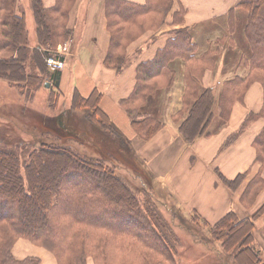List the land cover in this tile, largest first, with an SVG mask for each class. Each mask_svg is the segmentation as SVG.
Wrapping results in <instances>:
<instances>
[{
	"label": "trees",
	"instance_id": "trees-1",
	"mask_svg": "<svg viewBox=\"0 0 264 264\" xmlns=\"http://www.w3.org/2000/svg\"><path fill=\"white\" fill-rule=\"evenodd\" d=\"M76 1L57 0L54 7L46 9L42 0H31L37 36L35 48H32L26 13L15 12V0H0V53L9 54L8 57H0V80L5 79L26 96H34L44 79H48L54 87V92L49 94L50 109L57 107L55 99L58 94L55 91L59 90L61 72L51 73L46 59L55 54L58 45L72 38L73 30L69 28L68 21ZM105 6L110 32V48L105 64L120 72L128 65L127 45L139 35L130 33L131 24L151 14L152 8L156 7L152 0H147L144 5L124 0H106ZM169 8L168 4L164 12ZM240 8L250 14L249 31L258 39L255 42L258 48H255L250 59L248 77H237L227 84L235 88L233 93L228 92L234 100L242 96L241 89L245 82L248 83L247 79H256L257 71L264 73V0H241ZM175 17L178 19V14ZM117 18L122 22H117ZM166 21L164 19L155 30L166 24ZM188 31L187 28H181L171 32L166 45L154 59L137 66L135 89L122 102L132 125L137 131L143 132L142 136L147 140L160 131L165 123L155 114L145 112V105L138 110L133 103L142 101L145 104L148 97L155 94V85L160 81H165L163 90L172 85L176 72L171 64L176 59H182L188 64L197 61L196 47ZM186 83L187 92L188 89L190 92L187 100L186 94L184 106L188 108L190 105V111L187 117H183L186 111L182 109L174 121L183 139L191 144L200 137L212 134L208 128L214 118L216 104L222 109L220 117L223 118V124L229 115L223 108L227 99L224 93L216 97L210 89L200 88L192 73L187 74ZM101 99L102 95L97 89L87 98L75 95L72 109L91 111V122L100 126L102 131L121 139L120 131L101 108ZM251 115L246 117L242 128L228 141L232 142L245 131L248 121L252 119ZM261 115L264 117V108ZM78 137L82 139L80 135ZM40 145L38 150H23L20 154L27 162L24 175L21 173L19 154L0 148V264L33 262L16 260L12 255V247L19 238H27L44 246L55 255L59 264H84L89 257L93 258L95 264H115L110 263L105 253L112 243L117 242H122V249H128L132 254H135V245L138 244L153 254L163 256L165 253L168 257H171L170 253L174 254L178 238L173 237L171 226L161 213L154 210L155 205L151 201L153 197L149 191L144 192V203L141 204L136 193L104 161L83 156L70 145L59 146L51 142ZM254 147L256 163L264 167V128L255 138ZM245 176L241 174L235 180L221 179L228 188L234 190ZM80 181L90 187H77L67 196V184ZM261 182V177L257 176L248 187L252 189ZM62 204L78 209V213L67 211ZM103 207H109V211ZM97 211L107 213L108 216L120 214L118 222L116 225L110 223L105 215L94 219L93 213ZM64 217L65 220L62 219ZM262 217L264 204L251 218H240L234 211H230L213 226L203 221L205 227L209 226V235L221 245L226 257L223 264H264L254 238L255 222ZM128 239L134 241V244L124 247L123 241ZM130 258L124 257L123 261L126 260V264L137 263L136 258L133 261Z\"/></svg>",
	"mask_w": 264,
	"mask_h": 264
},
{
	"label": "rangeland",
	"instance_id": "rangeland-1",
	"mask_svg": "<svg viewBox=\"0 0 264 264\" xmlns=\"http://www.w3.org/2000/svg\"><path fill=\"white\" fill-rule=\"evenodd\" d=\"M15 1L17 4V0ZM77 2L78 0L76 3ZM152 4L156 8H152L151 14L142 19L138 18L140 20L137 23L131 24L130 33L132 35H139L134 41H131L127 45L128 47L142 36L156 32L155 29L157 26L164 19H167L171 12L172 26L184 24L187 10L181 0H152ZM168 4L170 5V10L164 12L167 9ZM240 4L241 0H238L235 6L225 14L213 16L211 17V20L196 23L191 27H186L189 30L188 33L196 47L195 52L198 57L197 61L195 63L188 64L182 59H176V61L171 64L172 69L176 72L172 85L169 88H166V90H163L164 87L162 86L165 85V81H160L155 85V94L148 97V101H146L145 104H143L142 101L133 103L134 107H137L139 110L142 105H145L144 111L155 114L156 117H159L162 121H164L165 125L166 120L168 121V116H171V122L175 124L174 118L177 117L176 115L182 111V109L186 111V113L183 114V117H187L190 111V109H188L190 105L188 108L185 107L184 99L186 98V94V100L188 99L190 90L188 89L187 92L186 77L188 73H192L200 88L210 89L216 97L219 96L220 93H224V95L227 96V99L223 104V108L227 110L226 113L229 115V117L227 116L228 120L225 124L222 123L223 118L220 117L222 109L218 106V104H216L213 110L214 118L208 128L212 134L228 126L229 121L233 118V112L249 111L247 106L249 103L246 101V98L250 95V93L254 94L255 100L257 99L258 111L246 114L245 119L250 114L253 115H251L252 119L248 121L245 130L259 120L264 123V117L261 115L264 108V73L262 71L256 72V79H247L248 83L245 82L241 89L242 96L240 99L234 100L232 96L228 95V92L231 94L235 91L234 87H229L227 85L228 82H232L237 77L240 79L248 77L250 73V59L255 48H258L255 44L258 39L254 38L252 34L253 32L250 34L249 31L250 14L247 10L240 8ZM15 12H26V6L22 4V6L18 7L16 5ZM176 14H178V19L175 17ZM117 22L122 21L117 18ZM164 25H162L157 31H159ZM181 28L182 27L179 29ZM172 32H174V30ZM169 37H171V35L166 37V41ZM155 40L156 37L152 38V42ZM69 42L70 41L68 40V43L66 41L65 43L62 42V44L58 45L53 56L58 55L60 48L67 55ZM35 43L37 42H30L32 48H35ZM65 44L66 46L63 47ZM1 56L8 57L9 54L1 52L0 57ZM64 61L65 66L59 71L61 74L66 69V57ZM185 63L187 64V69ZM242 74L243 76H241ZM208 75L210 76L211 83L209 82L210 84L208 83L207 85L206 77ZM61 87L62 86L59 85V90L55 89V92H57L56 94H58V98L55 99L57 107L55 109H50L49 94L52 91L54 92V87L48 79H44V82L41 83V87L35 92L34 96H26L25 94L20 93L16 86H12V84H9L5 79L0 80V148L3 150H11L12 152L19 154V159L22 165V175H24V167L27 164L26 158L20 156L23 150H38L39 147H41L40 144L43 142H51L52 144L59 146L70 145L79 154L99 161H104L109 167L114 169L117 176L120 177V179L136 193L138 199L141 201V204L144 203V192L149 191L150 195L153 197L151 201L152 204L155 205L154 210L157 213H161V216L164 217L168 225L171 226L169 227L173 232V237L175 239L178 238L175 244L174 254L170 253L171 257H168L165 253L163 256L153 254L144 248V246L142 247L139 244L135 245L136 251L135 254H132L128 251V249H122V242L112 243L110 248L106 249L105 253L107 258L110 260V263L115 262V264H126V260L123 261V258L131 257L130 261H133L136 258V264H223V260L226 257H224L221 245L209 235V226L213 225L208 223L209 226L205 227V225H203V221H206L197 212L194 211L186 213L183 209L178 208L176 200L169 198L168 195V199L159 197L155 193V183L153 184L152 179L150 178L151 174L149 171L147 172L146 168L144 171V167H142L136 160L135 150L132 147L130 140H128L127 137H124L118 128L117 129L120 131L122 136L121 139H118L117 136L112 133L102 131L100 126L89 120L91 114V111L89 110L76 109L73 113H70L69 111L73 110L72 106H70L71 101L64 97L62 99L63 92ZM237 90L239 91L240 88L237 87ZM92 92L87 97H89ZM99 92L102 95V92ZM258 93L260 98H256V94ZM75 95H80L79 90H76L73 93V97H75ZM66 112L69 114H66ZM87 112H89V114ZM44 114L50 118H58L48 120L47 116L45 119ZM61 114H66L67 117H65V119H67L69 124L73 123L78 129L86 132H82L80 134V132L75 133L70 130V132L66 133L67 139H61L58 132L62 133L61 129H63L65 130V133L67 129L60 128L59 123L58 126L57 123L53 124L55 121L59 122ZM245 119L243 120V123ZM129 121L130 127L136 135H138L141 139L147 140L142 136L143 132H139L134 128L131 118ZM38 123L40 125L39 128H37ZM243 123L240 125L239 129L242 128ZM8 124H10V126ZM163 128H161V130ZM49 129L52 133L57 134L46 133ZM77 134L82 137L81 140ZM230 142L231 141H228L227 144ZM40 174L41 172L37 176L39 177ZM262 183L263 182L254 186L252 189L248 187V189L244 191V194L242 195L244 203H249L250 205L254 202L256 196L261 191ZM77 187L88 189L90 185L83 181L76 184L68 183L67 196L74 192V190H77ZM62 206L71 213H78V209L73 208L70 205L65 206L62 204ZM9 208L11 209L12 207ZM108 208L109 207H103L102 209L109 211ZM97 212L98 213H93L95 216L93 217L94 219L105 215L106 220H109L110 223L116 225L118 222L117 218L120 214H118V216H108L109 214L107 213H101L100 211ZM154 216L156 215L154 214ZM62 219L65 220L66 218L64 217ZM259 220H261L264 224V217L258 219L257 221ZM20 240H24L23 242H28V244L44 249L47 253L51 254L48 255L55 260V263L59 264L57 258L51 251L40 244H35L27 238H19L14 243L12 247V255L16 260H33L30 264H41L42 262V259L37 257H27L24 259L18 258L16 253H14V248H17L15 250L21 255H23L24 251L27 252L28 250L27 247L19 245ZM129 244H134V241L130 239L123 241L124 247H127ZM256 246L260 250L261 256L264 258V254L258 247L257 243ZM84 264L95 263L93 258L89 257L85 260Z\"/></svg>",
	"mask_w": 264,
	"mask_h": 264
},
{
	"label": "crops",
	"instance_id": "crops-1",
	"mask_svg": "<svg viewBox=\"0 0 264 264\" xmlns=\"http://www.w3.org/2000/svg\"><path fill=\"white\" fill-rule=\"evenodd\" d=\"M56 1L42 0V3L44 8L48 9L54 7ZM124 1L138 5L146 3V0ZM181 1L187 10L184 24L172 26L171 12L166 25L159 31L142 36L127 48L128 65L118 72L105 64L110 48L105 0H78L70 12L68 21L73 35L69 40L66 69L61 74L62 99L64 97L71 101L70 106H72L73 93L76 90L85 97L94 89L102 92L101 108L123 136L132 143L135 158L144 167V171L146 168L152 175L148 173L153 184L155 183V187L152 186L159 197L168 199V195L169 198L176 200L178 208L186 213L197 212L211 225L216 224L230 211L236 212L240 218H251L264 203V167L256 163L257 153L254 147V140L264 127L263 121L259 120L252 124L237 139L228 144L227 142L240 130L239 127L246 114L258 111L257 99H254L253 93L246 98L249 103L248 112H233V118L226 128L220 129L211 136L200 137L191 144L180 135L176 124L171 122V116H168L164 128L152 139H141L130 127L129 115L122 105V101L128 99L135 88L137 66L154 59L157 52L166 45V37L170 32L180 27H191L196 23L211 20L213 16L223 15L234 7L238 0ZM30 3L31 0H26V4L25 0H17V6L22 4L26 6L29 41L34 42L37 40L36 23ZM154 37L156 40L152 42ZM206 81L207 85L211 83L209 75ZM257 97L260 98L259 93L256 94ZM73 111L69 112L73 113ZM66 114H61L59 122L53 123H57V126L59 123L60 128L67 129L65 133V130L61 129L63 134L58 132L61 139H67L66 133L70 130L80 134L86 132L78 129L73 123L69 124L65 119ZM57 118L47 116L48 120ZM46 133L52 132L49 129ZM241 174H246L245 179L234 190L228 188L221 179L223 177L226 180H235ZM257 176L262 178V188L254 202L249 205L243 202L242 195ZM256 222L254 237L264 254V224L261 220ZM23 241L20 240L19 245L27 247L28 250L21 255L15 250L17 248H14L18 258L37 257L42 259L41 264H56L48 255L50 253Z\"/></svg>",
	"mask_w": 264,
	"mask_h": 264
},
{
	"label": "built area",
	"instance_id": "built-area-1",
	"mask_svg": "<svg viewBox=\"0 0 264 264\" xmlns=\"http://www.w3.org/2000/svg\"><path fill=\"white\" fill-rule=\"evenodd\" d=\"M64 46H66V44L63 45V47ZM65 57L66 54L60 48L57 56H52L46 59V65L48 70L51 73L59 72L60 70H62L65 66Z\"/></svg>",
	"mask_w": 264,
	"mask_h": 264
}]
</instances>
